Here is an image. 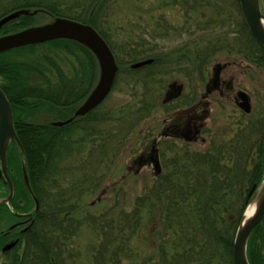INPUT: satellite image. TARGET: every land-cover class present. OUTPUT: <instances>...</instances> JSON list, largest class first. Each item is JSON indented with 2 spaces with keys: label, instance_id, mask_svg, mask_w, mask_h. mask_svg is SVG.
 I'll use <instances>...</instances> for the list:
<instances>
[{
  "label": "trees",
  "instance_id": "trees-1",
  "mask_svg": "<svg viewBox=\"0 0 264 264\" xmlns=\"http://www.w3.org/2000/svg\"><path fill=\"white\" fill-rule=\"evenodd\" d=\"M110 1L0 0V18L16 11L36 12L9 22L0 35L32 27L37 14H46L94 28L109 46L119 68L153 59V64L147 67L124 72L133 78L127 79V85L143 90L134 96L133 106L119 108L116 117L97 113L98 107L87 116L56 128L51 123L61 117V111L70 115L93 86V73L97 69L94 56L68 40L0 54V87L10 102L30 187L39 204L33 223L18 244H14L11 255L2 252L4 236L0 233V260H6L2 264H234L233 241L248 195L264 179V112L245 125L239 124L232 137L215 140L202 151L167 147L170 155L163 158L164 171L135 199L130 211L110 208L94 215L83 209L85 197L101 184L98 166L114 149L113 138H121L124 130L129 132L156 106L157 92L152 86H161V79H156L158 75L176 70L186 78L197 74L203 82L205 67L216 52H235L221 41L224 38L219 37L223 35L206 32L220 20L206 19L203 14L209 10L218 15L225 13L221 0H163L165 7L179 6L184 12L183 27L174 36L192 37V25L202 33L199 41L191 39L168 51L159 44L170 37V27L163 18L154 24L157 32L138 34L126 31L133 25L131 20L111 21L120 30L116 33L106 23V13L112 8ZM233 2L240 13L238 0ZM261 2L264 12V0ZM197 12L195 23L190 17ZM240 32V46L244 49L238 54L264 68V48L251 37L242 18ZM68 58L80 64V68L73 64L72 79L60 66L69 64ZM121 73L120 70L115 83ZM80 81L88 88L83 94ZM42 113L53 115L54 120L44 124L34 122ZM110 123L120 130L117 134H102L99 127ZM73 132L80 134V139L71 140ZM87 142L90 150L86 174L69 186L63 180L69 171L65 167L66 157L75 146L81 152L80 146ZM7 168L14 187L10 206L26 212L33 202L24 186L21 155L16 145L8 149ZM7 192L0 179V198ZM83 227L95 235L84 257L75 244ZM142 230L147 231V237L141 235ZM247 259L249 264H264V216L249 239Z\"/></svg>",
  "mask_w": 264,
  "mask_h": 264
},
{
  "label": "rangeland",
  "instance_id": "rangeland-1",
  "mask_svg": "<svg viewBox=\"0 0 264 264\" xmlns=\"http://www.w3.org/2000/svg\"><path fill=\"white\" fill-rule=\"evenodd\" d=\"M110 2L112 8L106 13V23L108 21L107 25H110V28L116 33H120V30L115 28L116 24L111 25V21L118 23L121 20L125 22L131 20L133 25L126 31L138 34L140 32H157L159 29L154 27V24L163 18L170 27L168 29L170 37L164 42H159L164 51L175 49L191 39L197 42L202 34L196 31L192 25L190 27V32L194 33L192 37L183 34L174 36V33L183 27L184 12L179 6L165 7L163 0H111ZM220 3L225 9V13L218 15L213 10H209L203 14L206 19L220 20L214 29H209L206 32L212 31L215 33L214 35H223L219 37L220 39L224 38L221 41L224 40L235 52L228 50L216 52L205 67L206 74L203 82L198 80L200 78L196 77L197 74L186 78L176 70L167 75L161 74L158 75V78L155 77L162 81L161 86H152V89L155 88L157 92L156 106L129 132L124 130L121 138L118 140L113 138L111 145L114 149L109 151V154L101 160L98 166V172L102 178L101 184L84 199L83 209L86 212L99 215L110 208L130 211L135 199L146 188L152 186L156 175L164 171L163 158L170 155L167 147H176L179 150L188 147L190 150L202 151L215 140L232 137L239 124L245 125L264 112V68L256 66L238 54L244 49V46H240L241 13L233 0H221ZM198 14V12L191 14L190 19L195 23L198 21ZM35 20V26H40L49 23L52 18L46 14H38ZM145 38L147 39V37ZM67 61L69 64L60 63V66L68 79H72L73 64L78 67L80 64L74 62L75 59L68 58ZM129 65L121 66L123 74L118 75L113 90L99 106L97 113L116 117L119 108H124L129 104V106H133L136 103L134 96L139 95L143 90L140 87L133 89L132 85H127V79H133L124 74ZM218 67L222 70L219 79H217L219 85L211 88L212 80H216L213 78ZM153 71L150 72L154 73ZM134 78L137 79L136 76ZM93 79H97V69L93 73ZM210 89L214 91L209 93ZM239 91L246 93L250 98L252 107L250 114L243 113L235 103V97ZM169 92L176 95L165 101ZM177 100L179 101L177 102ZM61 112V117L56 118V121H62L70 116L64 111ZM63 117L64 119H62ZM53 120V115L42 113L35 117L34 122L44 124L51 123ZM187 120L191 123L193 135L197 131L196 140L191 142L185 138H161L160 134L168 127ZM118 129L120 130L119 127L114 126V123L99 127L100 132L105 135H111L110 132L117 134ZM70 135L71 140L80 139V134L73 132ZM154 140L157 143L154 145L158 153L157 168L154 167L155 162L149 164L142 159L150 153ZM80 147L82 148L81 152H78L75 146L66 157L65 167L69 171L63 180L69 186H72L74 181L82 180L83 175L86 174L90 145L87 142ZM2 227H4L3 223L0 222V229ZM141 235L147 237V231L142 230ZM94 240L95 235L86 227L77 233L75 244L80 247L83 257L86 248ZM145 247L144 244L142 253L145 252ZM4 262L6 260H0V264Z\"/></svg>",
  "mask_w": 264,
  "mask_h": 264
},
{
  "label": "water",
  "instance_id": "water-1",
  "mask_svg": "<svg viewBox=\"0 0 264 264\" xmlns=\"http://www.w3.org/2000/svg\"><path fill=\"white\" fill-rule=\"evenodd\" d=\"M238 2L242 18L251 37L264 48V14L261 0H238ZM35 14L36 12L25 10L13 12L0 19V29L20 16ZM56 40H68L83 46L95 57L99 68L95 87L76 109L74 115L66 121L53 123L54 127H63L77 117L86 116L104 101L113 87L118 67L108 45L91 26L66 18H55L46 25L0 36V54ZM152 63V59H147L133 63L130 65V69L138 70ZM237 105L244 113L249 114L251 112L249 97L244 92L237 93ZM190 124L188 120L178 125H172L163 132V136L180 137L185 138L187 141H194L196 140L197 131L193 135ZM11 145H16L21 155V173L24 186L34 203L32 212H36L38 201L30 187L23 149L14 127L11 105L0 88V179H2L4 185L8 186V195L6 198L0 199V205H8L14 193L7 168V152ZM248 199L233 241L232 259L234 264H249L247 259L248 242L255 227L264 216V179L259 186L252 187ZM250 207H254V210L251 216L246 219L245 215Z\"/></svg>",
  "mask_w": 264,
  "mask_h": 264
},
{
  "label": "flooded vegetation",
  "instance_id": "flooded-vegetation-1",
  "mask_svg": "<svg viewBox=\"0 0 264 264\" xmlns=\"http://www.w3.org/2000/svg\"><path fill=\"white\" fill-rule=\"evenodd\" d=\"M221 71L222 70L220 67H218L215 70V75L213 79H216V80H212L213 86L211 88L218 87L217 85L219 84H217V81H218L217 79H219ZM80 87H81V94L88 91V88L86 86V83H84V81H80ZM93 88L94 87H91V89L86 93L85 98L93 90ZM208 91H210L209 93H212V91L214 90L210 89ZM175 95L176 94H173L172 92L168 93L169 99H171ZM167 100L168 98L166 97L165 101ZM156 144L157 143L154 140L150 153H148L146 156L142 158L143 160L147 161L149 164L154 163L155 160H157L158 158V153L154 147V145ZM15 212H17L20 215H25V214H28L30 210L26 212H19V211H15ZM0 222H2L4 226L2 227V229H0V233L4 236V245H3L4 251H5L4 255H11L16 245L18 244L20 238L24 236V234L28 231L29 227L33 223V215L16 216L15 214L12 213L11 210H9L8 207H3V208H0ZM14 243H16V245L11 247L10 245Z\"/></svg>",
  "mask_w": 264,
  "mask_h": 264
},
{
  "label": "bare ground",
  "instance_id": "bare-ground-1",
  "mask_svg": "<svg viewBox=\"0 0 264 264\" xmlns=\"http://www.w3.org/2000/svg\"><path fill=\"white\" fill-rule=\"evenodd\" d=\"M254 207H250L245 215V218H249L251 214L253 213Z\"/></svg>",
  "mask_w": 264,
  "mask_h": 264
}]
</instances>
